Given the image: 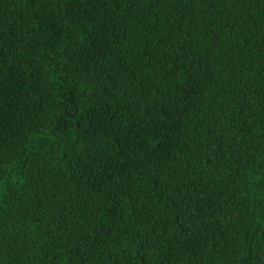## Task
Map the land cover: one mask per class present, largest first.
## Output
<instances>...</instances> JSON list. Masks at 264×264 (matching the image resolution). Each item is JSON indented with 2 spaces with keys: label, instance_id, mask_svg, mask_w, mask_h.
I'll use <instances>...</instances> for the list:
<instances>
[{
  "label": "trees",
  "instance_id": "obj_1",
  "mask_svg": "<svg viewBox=\"0 0 264 264\" xmlns=\"http://www.w3.org/2000/svg\"><path fill=\"white\" fill-rule=\"evenodd\" d=\"M0 264H264V0H0Z\"/></svg>",
  "mask_w": 264,
  "mask_h": 264
}]
</instances>
